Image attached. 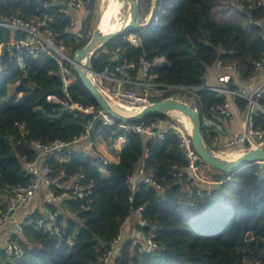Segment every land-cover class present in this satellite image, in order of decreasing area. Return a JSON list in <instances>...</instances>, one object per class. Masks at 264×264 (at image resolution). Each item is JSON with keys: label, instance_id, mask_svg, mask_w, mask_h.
I'll return each mask as SVG.
<instances>
[{"label": "trees", "instance_id": "trees-1", "mask_svg": "<svg viewBox=\"0 0 264 264\" xmlns=\"http://www.w3.org/2000/svg\"><path fill=\"white\" fill-rule=\"evenodd\" d=\"M95 2L91 0L90 13L82 28L77 30L80 34L78 43H75L78 34L72 31L67 14L58 13L56 8L49 10L54 15L52 27L56 39L74 44L73 56L74 51L85 46L92 37ZM41 11L42 6L34 0H0V22L16 15L30 18ZM155 14L159 15L158 23L151 20L117 36L101 48L92 60V69L113 68L117 47H121L123 56L135 64L132 69L135 77L142 57L154 60L163 56L166 62L153 67L152 74L154 81L172 88L159 89L161 94L153 95L152 100L169 96L184 100L193 97L202 113H206L209 107L223 104L226 95L206 88L190 94L176 86H205L208 69L218 61L239 64L241 80L246 82L255 74L256 62L264 58L261 29L250 23L247 14L237 11L232 0H157ZM263 14L264 9L252 10L255 18ZM130 34L137 36L140 46L131 43ZM15 37L22 35L0 26V45L4 44L0 56V211L7 206L10 189L28 185L32 180L25 163L36 157L34 142L70 141L83 133L85 125L92 120V115L83 111L66 110L64 101L67 97L62 91L58 66L50 55L27 56V69L22 71L6 51V45ZM72 70L74 82L69 89V100L100 107L81 81L75 66ZM230 86L234 87L232 83ZM233 100L245 111L248 100L239 96H234ZM259 103L264 107V88ZM162 117L167 115H150L143 121L151 123ZM254 124L264 128L262 112L254 117ZM93 130L95 136L101 137L111 149L120 136L126 135L127 142L118 161L105 164L99 155L82 153H75L65 161L50 157L48 162L54 179L60 178V172L64 170L66 175L60 180L70 184L72 177L84 173L94 182L92 193L84 201L64 199L61 202L63 209L72 216H66L58 206L46 203L49 212L59 213L62 237L30 224L22 236H12V242L23 248V255L15 257L3 248L0 264L98 262L106 256L131 210L140 207H144L143 215L150 224H158L155 233L160 247L155 253H149L144 251L141 243L128 238L117 257L120 264H264L262 164L253 163L234 173L212 167L217 183L211 191L205 190L201 198L195 190L192 194L187 191L186 178L172 174L173 167L186 166L177 134L171 132L163 139L145 140L140 134L124 133L118 127L104 126L99 120L94 122ZM202 133L211 145L212 133L206 128ZM146 149L147 168L156 170L162 189L142 187L131 202L127 178L140 165ZM102 166L109 171L108 175H102ZM55 191L63 192L56 188ZM83 204L90 208L82 207ZM43 216L35 212L30 217L36 220ZM149 230L150 227L144 228L146 234ZM69 238L74 241L72 245L67 241Z\"/></svg>", "mask_w": 264, "mask_h": 264}, {"label": "built area", "instance_id": "built-area-1", "mask_svg": "<svg viewBox=\"0 0 264 264\" xmlns=\"http://www.w3.org/2000/svg\"><path fill=\"white\" fill-rule=\"evenodd\" d=\"M42 6V11L30 18H23L20 15L13 16L11 19L0 22V26L11 28L15 33H20L22 37L13 38L7 44L6 51L11 59L16 61L22 71H26V57L38 56L40 54L50 55L57 63L60 80L62 83V91L66 95L64 105L66 110L70 112L83 111L92 115V120L85 125V131L76 135L72 140L66 141L56 139L49 143L34 142L33 148L36 152V157L32 160H25V168L32 180L28 185L16 186L10 189L7 197V206L5 210L0 211V230L6 226L12 228L10 235L6 237L4 248L8 254L15 257L23 255V248L12 242L13 235L24 234L26 227L30 224H35L38 228L46 229L50 232H56L60 237L62 234L59 231L58 212H49L43 217L34 219L30 216L21 217V213L26 212L30 206L37 200L42 198L45 203H50L59 206L64 199H77L84 201L91 195L94 182L90 180L84 173H79L72 177L70 184L64 183L60 179L65 177L64 170L60 172V178H53L52 168L48 162L50 157H71L75 153L84 155H99V142L103 140L94 134V122L99 120L104 126L118 127L124 133H137L148 139H163L168 133H175L179 137V148L182 152V158L186 160L185 167H173V175H181L187 179L186 189L190 194L193 190L199 197H204L205 190L209 183L205 179L206 172L211 169V166L204 163L202 158L195 150L190 136V126H188L180 115L167 116L158 118L151 123L145 121L140 122H121L115 119L111 114L106 112L101 107L84 106L78 102H71L69 99V89L74 82L72 66H75L73 55L74 44L68 45L58 41L55 37V32L52 27L54 15L50 13L51 8H56L58 13H66L70 21L72 31L78 34V29H75L78 20L77 14L80 12L83 15L90 13L89 5L91 0H34ZM234 8L242 13H245L250 18V23L261 29V36L264 39V14L258 18L252 15V10L264 9V0H234ZM153 23H158L159 15L155 14L152 17ZM78 36L75 37V43H78ZM128 39L136 46H140L141 42L136 35L130 34ZM4 44L0 45V56ZM77 50L74 51V53ZM227 52V51H224ZM121 47H117L114 52V67H106L102 71L92 69L91 77L98 85L101 91L114 102L128 105L135 109H141L152 103L154 92L164 90L169 85H163L154 81L152 68L161 66L166 62L165 57H157L154 60H149L142 57L140 60V69L138 75H133L132 69L135 64L123 56ZM224 71V78L228 85L208 86V87H191V86H176V88L193 94L195 90L200 88L211 89L226 95V100L223 104L209 107L206 113H202V126L212 133L211 142L214 148L227 153L230 150H238L244 152L247 149L248 137L252 136L257 141L264 140V128H257L254 124V117L262 112L264 107L260 105L259 98L262 96L264 88V58L260 59L255 64V74L246 82L241 80L242 69L237 63L223 64L217 62ZM2 72L0 60V73ZM230 83L234 87L230 86ZM234 96L242 97L248 100L245 109V120L243 128L239 131H230L227 123L230 122L236 112L237 106L233 100ZM176 97V96H175ZM55 99L54 96H50ZM179 98V97H177ZM182 99V98H179ZM184 100V99H182ZM127 142L126 135L120 136L115 143L113 153L107 156H100L102 161L107 164L113 162L107 157L119 158V153ZM109 149H106L108 152ZM148 149L145 150L143 160L136 169L127 178V185L130 189V201L133 202L135 193L142 187H154L158 190L162 189V185L156 178V170H149L146 164ZM26 159V157H24ZM263 166L261 178L264 177V161L259 162ZM108 171L103 166L100 171ZM109 173V171H108ZM216 182H213L215 184ZM56 189L63 192L57 193ZM82 207L90 208L83 204ZM144 207L132 209L130 215L126 218L120 228L119 235L110 244L109 251L106 256L93 264H120L117 257L121 254V248L128 233L127 224L131 225L134 222L132 236L135 239H142L139 243L142 244L144 251L155 253L159 249V244L156 241L155 230L158 227L157 223L150 222L143 215ZM150 227L149 233L146 234L144 228ZM127 230V232H126ZM69 244L74 241L69 238Z\"/></svg>", "mask_w": 264, "mask_h": 264}, {"label": "water", "instance_id": "water-1", "mask_svg": "<svg viewBox=\"0 0 264 264\" xmlns=\"http://www.w3.org/2000/svg\"><path fill=\"white\" fill-rule=\"evenodd\" d=\"M128 3L126 17L119 28L104 32L98 25L89 42L74 53L76 70L81 81L96 99L102 109L121 122H140L150 115L185 116L190 123V136L199 156L209 166L227 173H234L253 163L264 161V140L257 141L248 137L249 146L244 152L235 155L223 153L210 145L202 133V111L196 105V99L182 100L175 96L153 101L146 107L133 110L127 109L109 99L91 77L92 60L96 53L111 40L143 25L140 12V0H119Z\"/></svg>", "mask_w": 264, "mask_h": 264}, {"label": "rangeland", "instance_id": "rangeland-1", "mask_svg": "<svg viewBox=\"0 0 264 264\" xmlns=\"http://www.w3.org/2000/svg\"><path fill=\"white\" fill-rule=\"evenodd\" d=\"M115 0H96L95 2V10H94V14H93V24H94V27L96 28L101 22L103 23L106 19V16L109 12V10L112 8L113 6V3H114ZM234 3V0H232V5ZM151 9V2L149 0H141V5H140V12H141V16H142V19L145 18L146 14H148V12L150 11ZM127 10H128V3H123L122 6L119 8L118 10V20L120 23H122L126 17V14H127ZM154 12H155V9H154ZM78 15V14H77ZM79 17L77 18L78 20V24L76 26L75 29H81L82 28V24L85 20V18L87 17V15H83L82 13H79L78 15ZM152 20V18H150L148 22H150ZM204 87H208L207 85H205ZM13 88H11L12 90ZM12 92V91H11ZM161 94V92L159 91H156L154 92V96H159ZM191 94V93H190ZM117 103V102H116ZM117 104H120V103H117ZM125 104V103H124ZM124 104H120V105H124ZM128 106V105H126ZM130 107V106H128ZM131 109L133 110H137L133 107H130ZM171 116H175V115H171ZM106 149H109L108 152H106ZM104 149L103 153H100V156H107L109 155L110 153H113V150L111 148H109L107 146V148ZM238 150H230V151H227V154H232V155H235L237 153H240V152H237ZM107 159H110V160H115L116 158L115 157H107ZM102 175H107L108 174V171H102L101 172ZM215 174V171L213 170V168L211 167V169H209L206 174H205V179L209 182L206 184V188L209 189V190H212L213 187H215L216 185V180L214 179L213 175ZM213 182H216L215 184H213ZM43 203V200L41 202ZM33 213V208H31L29 211L26 212V215H31ZM133 228H134V222L130 225L127 224L126 226V229L128 230V233L125 235L126 237H132V239L135 241V242H138L139 241L141 242L142 239H135L132 235V231H133ZM126 230V232H127ZM5 246V242H0V252L1 250L3 249V247Z\"/></svg>", "mask_w": 264, "mask_h": 264}, {"label": "crops", "instance_id": "crops-1", "mask_svg": "<svg viewBox=\"0 0 264 264\" xmlns=\"http://www.w3.org/2000/svg\"><path fill=\"white\" fill-rule=\"evenodd\" d=\"M156 2H157V0H151V9L148 12V14H146L145 18L142 19V23L143 24H146L147 21H149L150 18L153 17V15H154V9L156 7ZM140 5H141V0H140ZM79 13H78V15H79ZM206 85L207 86H219V87H223V86L228 85L227 82H226V80H225V78H224V71H223V69H222V67L220 65L215 64L214 66H212V67H210L208 69V73H207V76H206ZM244 120H245V111L241 110L237 106V109H236L235 114L233 115V117L230 120V122L227 123V127H228V129L230 131H239V130H241L243 128ZM99 147H100V152L103 153L104 149L107 148V145H106V143H105L104 140H101L99 142ZM56 159H58L60 161H65V160L70 159V157H58ZM117 161H118V159L113 160V162H117ZM42 200H43L42 198L37 199L30 206V208L27 211H29L31 208H33V213L39 212L40 214H43V215L48 214L50 210H49L47 204L45 203V201L43 200L42 205H41V203H39ZM58 208L66 216L67 215L72 216V214L68 210L63 209V207H62L61 204H59ZM26 212H24V213L22 212L21 213V217L31 216V215H26ZM11 232H12V228L10 226H6L2 230H0V242H2V241L5 242L6 237L8 235H10Z\"/></svg>", "mask_w": 264, "mask_h": 264}, {"label": "bare ground", "instance_id": "bare-ground-1", "mask_svg": "<svg viewBox=\"0 0 264 264\" xmlns=\"http://www.w3.org/2000/svg\"><path fill=\"white\" fill-rule=\"evenodd\" d=\"M122 2H120L119 0H115L113 3L112 8L109 10L105 21L99 24V26L101 27V29L104 32H109L111 30H115L117 28H119L120 23L118 20V10L119 8L122 6ZM123 107H126L127 109H131L130 107L126 106V105H122ZM181 119L188 125L190 126L189 120L185 117V116H181Z\"/></svg>", "mask_w": 264, "mask_h": 264}]
</instances>
